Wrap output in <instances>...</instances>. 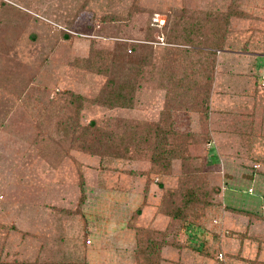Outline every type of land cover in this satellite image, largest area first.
<instances>
[{"label": "rangeland", "instance_id": "obj_1", "mask_svg": "<svg viewBox=\"0 0 264 264\" xmlns=\"http://www.w3.org/2000/svg\"><path fill=\"white\" fill-rule=\"evenodd\" d=\"M259 63L264 0H0V264L264 262V222L236 230L205 208L142 253L153 235L137 212L162 193L149 171L158 122L171 130L163 184L222 204L219 176L242 170L221 151L223 116L236 96L264 102ZM127 64L139 67L132 107L88 101ZM114 139L127 154L102 156Z\"/></svg>", "mask_w": 264, "mask_h": 264}, {"label": "crops", "instance_id": "obj_2", "mask_svg": "<svg viewBox=\"0 0 264 264\" xmlns=\"http://www.w3.org/2000/svg\"><path fill=\"white\" fill-rule=\"evenodd\" d=\"M256 69L261 77L264 74V63H259ZM253 103L247 96H236L232 104L237 111H227L228 114L223 116V125L233 129V132L227 138L225 137L223 144L221 143L223 145L221 151L227 153L229 151L231 159L237 167L242 165V170H237L235 166H232L236 169V174L231 173L229 169L227 173L223 171V175L221 174L218 179L219 182L222 179L221 176L225 179L218 190L222 204L218 202L208 206V211L206 210L208 214L212 213L210 216H214V219L223 220V225L237 224L236 230H241L240 223L244 219H246V223L253 220L249 223L252 227L258 222H264V102L262 101L260 105L259 102L258 105H253ZM257 106L262 112L259 113V116ZM235 113H237L238 120L232 121L231 117ZM235 123L237 126L234 125ZM212 154L215 153L212 152ZM152 198L159 200V197L152 196ZM214 201L217 202V199ZM147 212L149 215L146 218ZM143 216L147 219L146 223H149L150 227L154 229H162L168 222L167 216L156 211V205L145 206L141 210L140 218ZM219 225L222 226L221 223ZM252 227H248V229L251 230ZM242 229L248 230L247 226ZM241 240L238 241V244Z\"/></svg>", "mask_w": 264, "mask_h": 264}, {"label": "trees", "instance_id": "obj_3", "mask_svg": "<svg viewBox=\"0 0 264 264\" xmlns=\"http://www.w3.org/2000/svg\"><path fill=\"white\" fill-rule=\"evenodd\" d=\"M65 30V28L63 29ZM68 31V30H67ZM62 32V31H60ZM190 32H188L189 34ZM63 34L65 32L63 31ZM188 34L186 35L185 41L191 42V39H189ZM67 37V34L65 35ZM92 50L89 48V51ZM99 55H101V52H97ZM95 56L97 55L96 52L94 53ZM89 55H93V52ZM88 57L90 58V56ZM84 59L80 60L81 66L86 67V63L83 62ZM90 61V60H88ZM93 63V62H92ZM87 68V67H86ZM99 70V69H98ZM134 72V75H136L139 72V67L133 66V64H127L126 67H124L121 75L119 76H114L108 79V86H111V91L108 92V95L103 98V97H94V98H89L88 101L92 103H98L104 106H121V107H132L133 106V97H132V92H133V77L129 74V72ZM131 76V77H130ZM132 80V81H131ZM112 87H116V90L112 91ZM75 97L78 99V102L82 100V97L80 95L75 94ZM87 98V97H86ZM83 98V99H86ZM71 129L77 130V125L76 123L73 124L72 122H69ZM89 126V125H88ZM90 126H94V121H90ZM162 125L155 124V127L151 131L149 128L147 129L149 132L152 133V141L154 145L152 146V151L150 154V167L149 171L152 170L154 174H156V183L157 186H159L162 189L161 196L159 198V203L156 204V211L164 214L165 216L168 217V222L166 225V228L164 230L160 229H154L151 227L146 228L150 229L146 232L147 234L153 235L147 238L148 242L146 244H150L148 250H143V252H153L155 251V248H158L155 245H160L162 240L166 233L169 231L167 230V227L172 224L174 220L177 221H185V219L188 220L187 223L188 225L195 224L194 220L196 222H199L201 219V216L205 212V208H207L212 204L211 198L208 196V192L202 191L201 193L199 190H201L199 187L192 185H188L185 188H171L167 187L166 185L163 184V178L165 176H169L170 170H169V159H170V152L171 150H165L161 147V139L164 141L167 138V134L171 132L170 129L165 130L164 127H161ZM170 128V127H169ZM73 130V132H74ZM102 132V130H101ZM81 135H85L84 130H81ZM131 133V132H129ZM113 134V133H112ZM122 139V138H121ZM109 140L107 147L103 149L102 151V156L104 154L111 155V156H121L125 155L127 153L126 150L128 148V145L125 143L123 146L121 144L122 140ZM160 139V140H159ZM117 141V142H116ZM159 143V144H158ZM113 147V149H109ZM205 178V177H204ZM183 180V179H182ZM181 186L183 184H180ZM148 184L146 185V190H147ZM207 190L211 193V191H215L213 187L207 188ZM218 191V189H217ZM206 194V196H205ZM179 199V200H178ZM137 209V212L140 213L141 209ZM155 237V238H154ZM157 238V240H156ZM158 239H160L158 241ZM90 240V239H89ZM154 245V248H153ZM155 253V252H154ZM156 253H158V250H156ZM152 254V253H151ZM157 262H155L156 264ZM29 264H36L35 262L29 263ZM261 264H264L262 262Z\"/></svg>", "mask_w": 264, "mask_h": 264}, {"label": "built area", "instance_id": "obj_4", "mask_svg": "<svg viewBox=\"0 0 264 264\" xmlns=\"http://www.w3.org/2000/svg\"><path fill=\"white\" fill-rule=\"evenodd\" d=\"M263 79H264V77H263ZM86 242H87V243H89V242H90V240H89V239H87V240H86Z\"/></svg>", "mask_w": 264, "mask_h": 264}]
</instances>
